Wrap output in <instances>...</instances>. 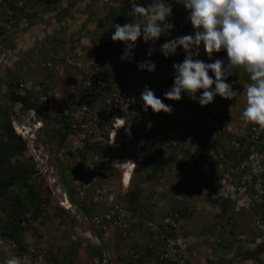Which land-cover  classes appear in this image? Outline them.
Masks as SVG:
<instances>
[{
    "label": "trees",
    "instance_id": "trees-1",
    "mask_svg": "<svg viewBox=\"0 0 264 264\" xmlns=\"http://www.w3.org/2000/svg\"><path fill=\"white\" fill-rule=\"evenodd\" d=\"M6 5H0V45H5L8 38L7 31L9 28V18L6 17V14L9 8L16 10L19 8V11L22 15L27 14V9L32 8L33 6L32 3L28 2L27 0H24V6L22 8L15 5L14 1L9 4L6 2ZM171 7L172 15L168 17V22L174 25L172 34L179 37L194 33L193 27L190 21L187 19L189 12L185 10L183 5L177 4L171 5ZM176 10L178 13L181 11L185 13V22H183V18H181L182 20L178 19L179 16H176ZM119 11L121 10L118 7V9L115 11L116 15L114 19H118L119 15L123 12L122 11L119 13ZM50 43L54 42L51 41ZM117 44L118 42L113 41H100L96 47L97 60L100 61L101 64H105L107 59H105L103 56L102 49L107 47L109 48L108 50H110V53L114 55ZM181 48H177L175 54L169 55L167 57L163 53L155 55V58L158 56L157 62L159 64L158 70L156 72L158 75L157 83H155V85L159 87L161 91H168L173 87L175 75L173 65L176 63H182L186 56L179 53ZM67 51L68 50L65 51V49H63V53L61 52L62 55L59 56L60 58L56 56H53L52 58L54 59V57H56L54 61H65V66L62 67L63 69L66 67V62L68 61L66 58ZM57 67L58 65L56 68ZM102 67L103 65L101 66L102 70L100 71L99 76L103 81V84L95 83L91 88L93 94L96 92L98 93L99 97L102 93L109 89V86L104 85V83L106 84L113 82L116 78L121 77L122 74L120 73L123 72L119 67ZM12 76V81L8 84L10 85V91L9 93H6V96L9 97V103L7 105H0V210L4 212L3 215L0 216V236L17 242L18 247L14 250V252H16L14 255H6L0 250V264H6V261L13 256L20 258L25 255L26 251L28 250V245L24 242V232L27 227H33L35 221L42 215L43 207L41 202L45 200L41 196L44 186L43 182H45L43 178L44 175H34L36 172L34 163L26 164L25 162H21L19 159H15L17 156L24 154L28 146L26 141L15 131L12 123V117L13 115H19L27 109L40 110V100L42 97L46 96V92H49V87H44L41 89V93H39V95L32 97L28 91L30 90V87L21 86L24 84V80L19 79L15 72ZM244 77H247L246 73H244L243 76H239L240 79ZM123 85L125 86V84ZM51 88L52 87H50V89ZM238 88L239 87H234L233 90L238 91ZM22 90H24L25 93H21L20 91ZM161 94L162 93L160 92H157V94L155 93L156 97H160V99L165 104H167L168 101H165L167 99H165ZM48 95L51 97L49 99V103L50 106H52L51 108H53L55 97L50 93ZM66 98L67 99L65 102L69 100V96ZM214 101L215 103H220L223 108V110L218 113L217 117V119H220L222 127H228L232 123L238 124L235 134L226 130L219 132L218 130L220 129L216 126L207 127L205 131H200L197 129L196 125L193 124L188 125L186 129H179L178 125L184 124L186 120V111L188 109L195 110L200 106L199 103L190 102L183 98H181L179 101H169L172 102L171 108L173 110L169 114L165 113L164 115L165 118H167L166 116L168 115L172 116V118L169 119V122L168 119H165V121L169 123L168 125L162 123L163 119H161V121L158 119L162 116V112L155 113L150 108L152 122L149 125H143L140 131L135 132V135L140 140L145 142V148L142 147V151H140L139 154L144 158H142L143 160L141 161L142 164L144 163L146 165L147 171L142 172L140 167H138V174H135L134 177L132 176L130 182L133 183L135 178L139 177L141 184H138V186H134L133 188L128 186L125 195H123L122 199L124 202L121 200V203H124V206L126 207L125 213H123L122 210L117 209L116 211H110L112 212L111 219L105 217V223L114 222L115 226L117 227L116 233L118 235L116 234L115 237L117 250L120 252V259L125 262V264H152L154 261L155 264H191L193 261L191 260L192 256L197 252L196 249L199 250L196 245L198 243H202V245H200L201 248V246H204L203 241H206L207 243L209 239L211 240V238L204 236L206 231L208 234L219 237V240L216 243V247L217 244L218 247L215 248V252H217L218 248L224 249L225 252L231 251V243L235 234V226L238 223V217L241 216H238V214L233 211L235 207V201H232L229 198H223L221 200L216 199L209 194L204 195L202 189L205 187L213 188L212 182H215L221 177L220 171L222 169H229V166L235 167V164L240 163L244 159L248 158L251 152L255 151L264 155V132L260 133V138L258 141L248 139V136L245 134H238V132L241 130H245L246 133L249 134V131L254 126L251 124L245 126L240 117L233 113V108L236 103L232 99H224L217 95L214 97ZM133 104L137 108L142 107L140 101L134 100ZM17 106H20V110L17 109ZM228 106H230V109H228ZM79 118L80 116L75 117L73 114L61 115L58 119L60 127L53 129L51 128V122H53V119H57V115L52 114L48 118V122H46L42 132L44 131L45 135L48 136L50 143L55 144V152L58 150L56 156H63L62 151H65L63 157H57L58 161L57 165H55L60 174L61 181H63L67 187L72 203L78 204L80 206L79 209L86 219L89 220V218H91L90 226L93 227L92 233L102 240V245L99 248L93 246L88 249L89 252H96L98 254L97 256L100 262L98 261L96 264H112L111 262L107 261L105 257L106 254L104 255V251L108 249L107 247L109 244L108 239L105 237L103 223L101 224L99 219H92V217H94L96 213L99 214V212L91 204H85L77 201V196L80 193L81 187L80 185H77V182L73 177L77 176L80 171H85L90 168L89 166H87L88 168L85 167L86 165L82 161V159L86 160L89 155H98L104 159H111L110 156L115 154V146L107 142L109 137L107 129L111 126L113 113L107 120L102 121L98 125V130L100 129V134L101 136L105 137V140H90V137L86 136V138L83 140V145L77 147L75 146V148H73V145H75L73 144L75 141H72L74 135L87 130L82 127V120ZM75 124H78V126H75ZM174 129L176 130L174 133L177 134L173 135L171 130ZM86 134H89V132H86ZM158 134H163L164 136L162 138H156ZM233 138H236V141L239 142V146H234L231 144ZM144 149L145 151L143 152ZM213 154L217 155L215 159H212ZM73 157H79V162L77 161L78 163H73V161H71L72 163L66 164V162H68V160L72 159ZM193 159H195V163L193 162ZM203 159L204 162H207L209 166V174L202 170L198 164L199 160ZM231 161H234L235 164H232ZM103 165V163L94 161L91 165L93 168L90 169L91 176L92 174L97 173L99 170H102ZM166 170L169 171L167 176L164 174ZM198 170H200L199 173H201L199 174V181L195 176ZM182 173H186L189 176L186 184H190V182H194V184L196 183V194H194L192 191L187 192L185 189H183L185 185L184 181L187 176L181 175ZM39 174H41V172H39ZM98 174L99 173H97V175ZM71 175L73 177H71ZM261 175V190L263 191L262 200L254 202L250 205V208H243V211L250 209V211L258 213L259 216H257V218H261L264 221V171ZM161 177H163V181L160 180L162 179ZM157 179H159V181ZM201 180H204L206 184L203 185V187L200 182ZM88 181L90 182V179ZM254 181H256V178H254ZM142 182H146L148 185L144 188ZM159 184L163 185L162 189L164 197L172 194H175V196L169 198L171 200L170 204L168 205L169 211H167V209L165 210L166 206L161 210L160 220H155L149 217V220H151V222L155 223L157 226L156 234L151 237L154 239L153 247H150L149 245H145L147 237L142 239V237H139L138 235L142 230V222H144L145 218L148 217L147 213H153V205L147 206L146 210L144 209L140 212H137V210L139 200L143 197V195L150 192ZM16 186H19L18 189H15ZM94 186L95 181L92 182V185L89 184V188L84 189V197L88 198L87 195H89L90 192L94 193V191H97L96 186ZM155 190L156 192H159L157 188H155ZM172 190L174 193H172ZM251 190H253L255 193L257 192L253 186ZM154 193L155 192L153 191L150 192L149 199L158 200V196L156 195L155 197ZM80 197L81 196H79V198ZM199 202L206 203L207 205L212 204L213 208L216 209L215 214L213 213L214 215H212L216 218L213 224L206 223L209 222L205 218L207 214L204 213L203 210H199L197 208ZM65 210L66 209L62 210V215ZM27 213H31L29 218L26 216ZM137 217L138 222H133L132 220H136ZM168 218L172 219L171 221L173 223H165V220ZM27 220H29V224L27 226H23L22 222ZM127 221H129L131 224L132 229L124 227V223ZM199 221H201L205 226L204 234L198 233L197 235H192L191 231L187 230V228L189 224H196ZM262 234L263 231L258 227L255 233L252 235L251 241L261 237ZM190 235L197 236V240L188 241L189 243L185 252L189 255V257L185 262L182 263L177 260L165 257L161 254L160 249L163 246L169 245L168 241L170 239H175V243L177 245L182 240H188ZM159 236L161 238H159ZM241 236L244 235L242 234ZM244 240L245 239H241L242 242H244ZM160 242L162 243V246L160 245ZM262 242H264V239ZM76 244L77 249H81L80 241L77 240ZM124 244L127 247L129 244V247L132 249V251L129 250L127 253H123L122 248H124ZM157 249H159L160 253L157 252ZM163 249L168 251V249L162 248V250ZM43 251H46L44 250V247L38 246L37 250H35V252L30 255L28 261L21 259L22 264H34L32 259L37 258L39 253ZM130 252L133 253L131 254ZM263 252L264 243H261L257 249L246 252L245 255L260 261ZM240 254V251H238L235 256L238 257ZM74 258L69 259V262L73 264L75 262ZM207 263L217 264L211 260H209V262L207 260ZM53 264H56V262L54 261Z\"/></svg>",
    "mask_w": 264,
    "mask_h": 264
},
{
    "label": "rangeland",
    "instance_id": "rangeland-1",
    "mask_svg": "<svg viewBox=\"0 0 264 264\" xmlns=\"http://www.w3.org/2000/svg\"><path fill=\"white\" fill-rule=\"evenodd\" d=\"M27 1L32 3L33 6L32 8H28L27 14H22L23 16L21 15L19 8L17 10L13 8H9L8 11L5 10L8 14V16L6 14V17L9 18V28L7 31L8 38L6 44L0 45V105H7L9 103V97L6 96V93H9L10 91V85L8 84L12 81V75L15 72L17 77H19L21 80L23 79L24 83L30 87V90L28 91L32 97L39 95V93H41V89L46 86L47 88L49 87V92H46V96L42 97L40 100V114L34 113V115L37 117L36 121H33V119L30 121L29 118L31 115L28 114L29 111H24L17 117L13 115V123L15 125L21 124L22 126L25 123L28 124V121L33 123L41 120L43 124H46L50 115L53 114L57 115V119H53V122H51V128L55 129L60 127L58 119L61 115L73 114L75 117L80 116V118L83 115L81 112L82 106L88 100V95H90L87 77L90 76L91 72L96 66V63L98 62L96 58V47L98 45L97 42L100 43V41L102 42L103 40L107 39L110 32L114 33L115 24L120 23V25H123L124 23L132 22L133 18L130 15L132 3L131 0H107L108 2H104L105 0ZM136 2L141 6L146 5L144 4L145 0H136ZM118 7L121 10L119 13L122 11L123 12L119 15L118 19H114L116 15L115 11L118 9ZM175 12L176 16H179L178 19H185V13L182 11L178 13L177 10ZM172 32L173 30L170 33L172 34ZM166 40L167 35H162L158 40V52L153 55H149L145 50V47L148 46L149 43H145L143 39H141L142 45L140 46L141 48L139 50L140 55L137 54L135 61H122L120 59L119 53L123 50L124 43L118 42L116 45V52L114 55L112 54L111 59H107V62L105 61V64L100 65L99 73L102 70V65L104 68L110 66H113L114 68L119 67L121 71H124L127 74L122 72V76L116 79H125V87L128 86L127 83L134 79L138 81V93L144 89V87H148L156 94L157 92L162 93L161 95L164 97V93L166 91H161V89L155 85V83H157L158 76L156 72L159 67L157 62L158 56L155 58V55L162 53L160 48L164 43H166ZM51 41L54 43H50ZM63 49H65V51L68 50L66 55L68 61L66 62L67 65L64 67V69L62 67L65 66V61H54L56 57L60 58L59 56L62 55L61 52ZM53 56L56 57L52 59ZM92 57H94V60ZM146 60L156 63L154 71L150 72L148 70H138L137 62L141 63ZM57 65L58 67L56 68ZM50 87H52V90ZM20 92L25 93L24 90ZM49 93L55 97L53 108H51L52 106H50L49 103V99L51 98L48 95ZM94 95L96 98H99V95L96 92ZM68 96L69 100L65 102L67 99L66 97ZM92 101L93 100H90V102ZM140 101L142 100L140 99ZM165 101H168L166 105L172 107V102H169L171 100L167 99ZM19 107L20 106H17V109H19ZM123 114L125 113L116 112L115 116L118 115L121 117ZM161 115L162 116L158 118L160 119L159 121L163 119L162 123L168 125L169 121H165V119H168L165 118V113L162 112ZM142 118L141 123L139 122L135 124L136 129L133 127L131 129L130 135L132 138L130 141L132 144L129 146V148L123 149L114 147L115 154L110 156L111 159L112 157L114 158L112 160L103 158L106 163H111L107 165L103 163L104 165L102 170H99L98 172L96 171L99 173L98 175L95 173L91 176L90 173V169L93 168V166L88 163L96 158L92 155H89L84 161V164L86 165L84 166H89L90 168L87 167V170L80 171V173L75 177L71 175V177L76 180L77 185H80L81 187L80 193L77 196V201L85 204H91L99 212V214L96 213L92 219H99L100 223H103L105 237L108 239L109 244L107 247L108 249L104 251V255L106 254L105 257L107 261L111 262L112 264H125V262L120 259V252L117 250V243L115 240L117 227L115 226L114 222L105 223V217L111 219L112 212L110 211H116L117 209H120L123 211V213H125L126 207L124 206V203H121V200L124 202L122 199L123 195H125L128 186L133 188L134 186L141 184L140 178L138 176V178H135L133 183L130 182L132 179V173L134 174L133 177L135 174L137 175L138 167H140L142 172L147 171L146 165L144 163L142 164L141 161L144 158L139 154L140 151H142V147L145 148V142L140 140L135 135V132L140 131L143 125H149L152 122L150 111L149 113L144 114ZM135 121L137 122V120ZM99 123H101V121H99ZM233 125L235 128L238 126V124ZM178 126L181 130L186 129L184 124H179ZM90 128L91 132L86 134V136L90 137V140H105V137L101 136V131L100 129L98 130L97 125L91 124ZM175 131V129L171 130L173 133ZM27 136L29 138H26L25 140L28 146L26 152L17 156L15 159H19L21 162H25L26 164L34 163L36 171L34 175H44L43 178L45 182H43L44 186L41 196L45 200L41 202L43 207L42 215L35 221L33 227H27L24 232V242L28 245V250L26 251L25 255H23V257H20V259L28 261L30 255L33 254L39 246L44 247V250L46 251L39 253L37 258L32 259L34 264H50V262L54 261L56 264H72L69 262V259H73L74 257L75 262L73 264H96L98 261L100 262L97 256L98 254L96 252H89L88 249L93 246L99 248L102 245V240L92 233L93 227L90 226L91 218H89V220L86 219L79 209L80 206L78 204L72 203L68 189L64 182L61 181L60 174L57 170V167L55 166L57 165L58 161L57 157H63L65 151H62L63 156H56L58 150L56 149L57 151L55 152V144L50 143L48 136H46L45 132H42V130H40L34 138L30 137V134ZM163 136L164 135L162 134L160 138ZM121 137L122 142H124L126 136L122 134ZM76 140V138H73L72 141L76 142ZM144 151L145 149L143 152ZM79 157H73L72 159L68 160V162H65L66 164L72 163L71 161H73V163H76L77 161L79 162ZM131 160L135 162L136 166L131 165L125 170V182H123L121 178V165L127 167L126 162ZM113 162L118 164L114 165L115 163ZM39 172H41V174H39ZM199 172L200 170H198L195 175L198 181L200 177L199 174H201ZM164 174L167 176L169 171L166 170ZM181 175L187 176L184 181L185 185L183 189H185L187 192L192 191L194 194H196V183L194 184V182H190V184H186L189 179L188 174L182 173ZM161 178L162 179L160 180L163 181V177ZM56 179L57 182H55ZM89 179L90 182L88 181ZM157 180L159 181V179ZM94 181L97 191H94V193L90 192L89 195H87L88 198L84 197V189L89 188V184L92 185V182ZM200 182L202 187L203 185H206L204 180H201ZM142 185L145 188L148 183L142 182ZM18 187L19 186H16L15 189H18ZM162 187V184H159L155 187L159 190V192H156L155 188L151 190L155 192V197L156 195L158 196V200L149 199L151 191L147 194H144L139 200L137 212L143 211L144 209L146 210L147 206L153 205V213H147L148 217H146L145 221L142 222V230L138 235L139 237H142V239L147 237L145 245H149L150 247H153L154 239L151 237L156 234L157 226L155 223H152L151 220H149V217L155 220H160L161 210L166 206L165 210L167 209V211H169L168 205L171 201L169 198L175 196V194H172L164 197ZM202 190L204 194V189ZM172 193H174L173 190ZM79 196L81 197L79 198ZM197 208L199 210H203L204 213L207 214L205 217L206 220L209 221L206 222L207 224L214 223L216 218L212 215L215 214L216 209L213 208L212 204L207 205L206 203L199 202ZM63 209L66 210L62 215L61 212ZM237 210L238 209L235 205L233 211L236 212L238 216H241L238 217V223L235 226V234L233 236L231 248H233L235 252L240 251V253H242L244 248L246 249L248 247L249 242H251L252 235L257 230V216L259 215L258 213H254V211H250V209L243 211V208L241 209L240 207L239 210ZM3 213L4 212L0 210V216H2ZM26 216L29 218L31 213H27ZM132 221L138 222V217L136 220L133 219ZM28 224L29 220L22 222L23 226H27ZM124 227L132 229L129 221L124 223ZM187 230L191 231L192 235H197L198 233L204 234L205 226L201 221H199L196 224H189ZM242 234L244 236H241ZM192 235H190L188 241L197 240V236ZM204 236L211 238V241L212 239L215 241V239L219 238L218 236L208 234L207 231L205 232ZM159 238L161 237L159 236ZM241 239H245L244 242H242ZM77 240L80 241L81 249H77ZM205 243L206 241H203L204 246H201V248L200 245H202V243H198L196 245V247L199 248V250L196 249L197 252L199 251L196 253H200L202 255L198 259L193 256V261L191 264H208L205 257L208 259V256L206 255L211 254L212 249L214 253V249L218 247V244L217 247H214V245L212 247V244L209 243L211 246H208V244L205 246ZM160 245L162 246L161 242ZM170 246L171 245L163 246L162 248L168 249V251L164 249L162 250L161 248L160 252L163 256L172 259L175 257L174 252L169 249ZM17 247V242L10 239L4 240L0 238V250L2 253H5L6 255H14L16 253L14 250L17 249ZM122 249L123 253H127L129 250L132 251V249L129 247V244L128 247L124 244V248ZM157 252H159V249H157ZM130 253L132 254L133 252ZM225 253L229 254L233 253V251ZM239 256L242 257V254ZM241 262V264H264V252L261 255L260 261L252 258L251 261H245V263H243V261ZM152 264H155V261L152 262ZM219 264H230V262L227 260Z\"/></svg>",
    "mask_w": 264,
    "mask_h": 264
},
{
    "label": "clouds",
    "instance_id": "clouds-1",
    "mask_svg": "<svg viewBox=\"0 0 264 264\" xmlns=\"http://www.w3.org/2000/svg\"><path fill=\"white\" fill-rule=\"evenodd\" d=\"M175 2L182 4L185 10L189 12L187 19L193 27L194 34L182 35L169 40L160 48V51L166 57L175 54L177 48L181 47L186 53L182 63L173 65L175 72L174 84L170 90L164 93L165 99L179 101L182 98V93H184L191 99L198 100L202 107L213 102L214 97L217 95L231 100L240 93L234 91L232 85L225 81L233 72L240 69L247 74L250 80V83H247L243 88L245 107L240 119L245 126L253 125L254 131L257 133L264 132V0H175ZM131 3L130 15L133 18L132 22L124 23L123 25L115 24V31L111 36L113 42H123L125 44L124 54L120 57L121 60L132 59L133 49L138 39L142 38L145 43L155 42L162 35L169 34L174 28V25L168 22V17L172 15V7L165 0H151V3L146 7L137 4L136 0H131ZM201 44H203L204 51L209 59L212 58L214 53L226 51L227 63L222 59H216L212 63H205L203 60L196 58L199 56ZM154 50L149 49L148 54L151 55ZM155 64L146 60L139 63L137 68L152 72L155 70ZM209 72L214 74L215 79L209 75ZM113 82L105 85L110 88ZM23 86L28 87L26 83ZM199 90L203 91L197 97ZM140 98L143 101L144 111L149 109L147 113H149L150 108L155 113H170L173 110L160 98L156 97L154 91L148 87H145L142 91ZM26 111H29L28 114L31 115L30 121L32 119L33 121L37 120L34 113L40 114L37 109H27ZM15 116L17 117L18 115ZM118 119L120 122H118ZM27 123L25 124L29 131H24L22 128L17 129V125L13 123L15 131L24 140L29 138L27 136L29 134L30 137L34 138L46 125L41 120L33 123L28 121ZM116 123L122 124L121 126L118 124L115 126ZM132 124L126 123L125 119L115 118V114H113L111 126L107 129L109 134L107 142L117 148L128 149L132 144L130 141L132 138L130 135L131 129L132 127L136 129L135 124ZM122 134L126 136L124 142H122ZM172 134L174 135L173 132ZM161 135L158 134L156 138H160ZM117 138L122 144L116 142ZM95 157L88 164L92 165L94 161L105 165L111 163H106L98 155H95ZM108 160L111 159L108 158ZM113 163H115L114 165L117 164L116 162ZM126 165L127 167L136 166L133 160L127 161ZM127 167L121 165L123 182H125L124 174ZM55 182H57V179ZM0 238L8 240L2 236ZM218 240L219 238L215 239V241L214 239L212 241L208 240L205 246L207 244L211 246L209 245L210 243L212 247L213 245L216 247ZM256 240L251 242L254 243ZM261 243L264 242L261 241L254 247L248 246V249L244 248L241 253L242 257L235 256L237 252L231 248L233 253H228L231 254L232 259L226 258L224 256L226 254L225 250L218 248L217 252L213 253L212 251L211 254L206 255L208 259L207 257L205 258L215 262L210 256H218L220 260L215 262L217 264L227 260H229L230 264L232 262L241 264V261L245 263V261H251L252 259L245 255L246 252L257 249ZM201 255L195 253L193 256L198 259ZM6 264H22V261L19 257L13 256L6 261ZM50 264H53V262H50Z\"/></svg>",
    "mask_w": 264,
    "mask_h": 264
},
{
    "label": "built area",
    "instance_id": "built-area-1",
    "mask_svg": "<svg viewBox=\"0 0 264 264\" xmlns=\"http://www.w3.org/2000/svg\"><path fill=\"white\" fill-rule=\"evenodd\" d=\"M12 1L15 2V5L18 7H23L24 6V0H0V5H6V2L9 4ZM105 0L104 2H106ZM146 5L145 7L151 3V0H146L145 1ZM166 3H169L170 5H177L178 3L175 2V0H165ZM8 6V5H6ZM11 17V16H10ZM141 39H138V41L135 44V47L133 49V55L132 59L128 60H122V61H134L137 54H139L140 46L141 44ZM158 40L155 42H149L148 46L145 47L146 53H149V49H155L151 55L155 54L158 52ZM109 48H104L103 56L105 59H111L112 54L110 53ZM125 50V44L123 45V50L119 53V57H121L124 54ZM121 59V58H120ZM94 60V57H93ZM140 62H137V67ZM154 63V62H152ZM155 64V63H154ZM100 61L96 63V66L94 67L93 71L91 72L90 76L87 77V84H88V89H89V94L88 95V100L83 104L81 112L83 115L81 116L82 120V127L87 129L86 131H82L76 135H74V138H76L75 146H81L83 145V140L86 138V132H91V124L99 125V121H104L107 120L111 114H115L116 112H124L121 117L118 115L115 116V118H121L125 119L126 123H141L142 122V117L144 114L148 112L144 111L143 108V101H140L141 93L145 89H142L139 93V87L138 86V81L136 80H131L128 84L127 87H125L123 84L125 82V79L122 80H114V82L110 85V88L106 90L102 96L96 98L95 95L93 94L91 88L95 83L98 84H103V81L101 80L99 76V68H100ZM138 70H141L138 68ZM145 70V69H143ZM105 85V83H104ZM23 86V85H21ZM98 94V93H97ZM92 98V99H91ZM90 100H93L90 102ZM135 101H140L142 107L137 108L133 102ZM228 109H230V106H228ZM90 110V112H89ZM223 110L222 105L220 103H215L211 102L210 104L206 106H199L197 109H188L186 111L185 115V122L184 125L187 127L188 125H196L197 129L200 131L203 130L205 131L207 127L210 126H216L221 131H231L232 133L235 134V130L237 128L234 127L233 123L228 126V127H222L220 119H217L218 113ZM88 111V112H87ZM77 116V115H76ZM84 116V117H83ZM142 118V119H141ZM131 120V121H130ZM137 120V122L135 121ZM122 123H124L123 120H121ZM118 122L120 120L118 119ZM118 123L115 124V126ZM75 126H78V124H75ZM136 126V125H135ZM23 129L25 131H29V128L26 125H17V129ZM238 134H245L247 135L248 139L258 141L259 140V135L260 133H257L254 131V127L249 131V134L246 133L245 130H241L238 132ZM235 136V135H234ZM232 145L234 146H239V142L236 141V138H233L232 140ZM217 157L216 154L212 155V159H215ZM84 163V159H82ZM193 162L195 163V159H193ZM232 164H235L234 161H231ZM237 163V162H236ZM198 164L200 165L201 169L207 172V174L210 173L209 166L207 162H204L203 160H199ZM236 166H229V169H222L220 171L221 177L216 180L213 183V188L210 187H205L204 188V195L209 194L213 196L216 199H223V198H229L230 200L235 201L236 208L239 210V208H250V205L253 204L254 202H257V200H261L262 198V190H261V184H262V172L264 171V155L258 152H251L248 158L244 159L240 163L235 164ZM222 168V167H221ZM219 168V169H221ZM239 174V175H238ZM254 178H256V181H254ZM252 186L254 189L257 191L256 193L251 190ZM252 202V203H251ZM118 208V207H117ZM237 210V211H238ZM172 219L168 218L165 220V223H173L171 221ZM262 231L263 234L261 237H258L257 240L253 242H249L248 246L249 247H254L257 243L261 242L264 239V221L261 218L257 219V224H256ZM170 250L174 252V257L172 258L173 260H177L179 262H185L189 255L185 252L187 245H188V240H182L180 241L177 245L175 243V239H170L169 241ZM168 245V246H169ZM213 251V249H212ZM226 258L232 259L231 254H224ZM215 262H218L220 257L211 255L210 256ZM231 264H236L235 262H232Z\"/></svg>",
    "mask_w": 264,
    "mask_h": 264
},
{
    "label": "crops",
    "instance_id": "crops-1",
    "mask_svg": "<svg viewBox=\"0 0 264 264\" xmlns=\"http://www.w3.org/2000/svg\"><path fill=\"white\" fill-rule=\"evenodd\" d=\"M185 20L186 19H183V22H185ZM112 34H113V32H110V34H108L109 37L106 39L109 42L112 41V39H111ZM192 34H194V33H191L189 35H192ZM177 37L178 36H175V35H172L171 33H169V34H167L166 42H168L169 40L175 39ZM179 51H180L181 55H186V53L184 52L183 48H181ZM139 53H140V51H139ZM138 55H140V54H138ZM196 58H200L205 63H212V62H215L216 59L221 58L222 60L225 61V63H227V53H226V51H221L219 53H214L212 58L209 59L208 55L204 51L203 44H201L200 51H199V56L196 57ZM123 73H126V72L123 71ZM120 74H122V73H120ZM209 75L212 76L213 79H215L214 74L212 72H209ZM241 75L243 76L244 72L242 70H240V69H237L235 72H233V74L231 76L227 77V79L225 81L226 83L231 84L233 89H234V87H239L238 91H236V92L240 93V94L232 99L236 103L234 108H233L234 109L233 113L237 114L238 117L241 116L243 108L245 107V98H244V93H243L244 89L243 88H244V86L247 83H250V80H249L248 76L246 78L244 77V78L240 79L239 76H241ZM115 78H113V79H115ZM201 94H202V90H199L197 92V97H199ZM182 98L186 99L187 101H190V102L198 103V100H193L187 94H184V93H182ZM166 117L168 118V121H169L170 118H172V116H169V115L166 116Z\"/></svg>",
    "mask_w": 264,
    "mask_h": 264
},
{
    "label": "water",
    "instance_id": "water-1",
    "mask_svg": "<svg viewBox=\"0 0 264 264\" xmlns=\"http://www.w3.org/2000/svg\"><path fill=\"white\" fill-rule=\"evenodd\" d=\"M118 139H119V138H117L116 142L122 144V142H120ZM118 141H119V142H118Z\"/></svg>",
    "mask_w": 264,
    "mask_h": 264
},
{
    "label": "bare ground",
    "instance_id": "bare-ground-1",
    "mask_svg": "<svg viewBox=\"0 0 264 264\" xmlns=\"http://www.w3.org/2000/svg\"><path fill=\"white\" fill-rule=\"evenodd\" d=\"M121 124H122V123H118V125H120V126H121ZM117 164H118V163H117Z\"/></svg>",
    "mask_w": 264,
    "mask_h": 264
}]
</instances>
